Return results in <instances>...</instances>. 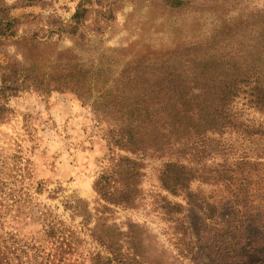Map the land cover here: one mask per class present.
<instances>
[{"label":"rangeland","instance_id":"obj_1","mask_svg":"<svg viewBox=\"0 0 264 264\" xmlns=\"http://www.w3.org/2000/svg\"><path fill=\"white\" fill-rule=\"evenodd\" d=\"M80 6L88 13L76 26L73 18ZM263 18L264 0H180L175 4L168 0H0V90L3 66L24 63L22 54L30 44L38 47V52L34 49L40 61L37 65L45 70H51L59 53L73 48L84 66L102 73L96 75L99 81L90 103L71 92L44 89L0 94V106L8 110L0 114V211L14 217L7 230L40 238L42 226L27 216H46L47 223L57 224L62 236L78 247L67 263L62 256V264H95L90 258L103 249L89 229L99 218L107 223L103 231L114 238L117 230L140 226L147 244L163 259L153 263L179 264L168 259L184 253V264H264V211L244 232L240 259L228 260L226 228L209 226L198 210L188 207L190 244L184 248L183 236L152 206L159 197H168L159 180L163 167L159 160L145 162L147 203L143 207L112 206L98 214L104 208L95 185L113 155L108 137L113 128L101 115L100 105L93 107L101 89L113 87L123 71L136 75L140 70L147 75L140 81L150 86L161 83L162 69L190 74L208 64L213 73L210 79L222 74L225 69L219 60L230 54L238 62L239 53H249L247 41L253 40L255 23ZM9 24L14 27L8 28ZM74 32L81 38L73 36ZM194 60H198L195 66ZM191 78L184 80L185 86H195ZM233 107L248 124L264 125V114L249 105L243 91ZM213 137L211 146L219 152L225 147L230 152L233 147V152L243 154V148L264 147L234 132ZM115 154L132 158L120 150ZM193 189L213 191L198 184ZM11 198L21 205L12 207ZM232 213L231 207H225L222 220ZM84 220L90 221L89 227Z\"/></svg>","mask_w":264,"mask_h":264},{"label":"trees","instance_id":"obj_2","mask_svg":"<svg viewBox=\"0 0 264 264\" xmlns=\"http://www.w3.org/2000/svg\"><path fill=\"white\" fill-rule=\"evenodd\" d=\"M168 2L175 4L180 0ZM87 13L88 10L80 6L73 23L80 25ZM12 27L14 25L9 24L8 28ZM255 29V37L247 41L249 53H239L238 62L230 54L219 60L225 71L211 79L212 67L208 64L198 70L194 68L190 74L173 68L162 69L163 79L155 86L140 81L147 78L140 70L136 75L123 71L113 87L101 89L102 95L93 107L100 105L101 115L113 128L108 136L113 155L95 185L104 208L102 212L98 210V214L110 211L112 206L124 210L143 207L147 203L143 193L145 162L159 160L163 162L159 180L168 197H159L152 206L183 236V247L188 248L190 244L186 209L191 207L203 215L209 226L226 228L227 243L225 240L222 243L229 246L227 258L240 259L244 232L255 224L257 214L264 211V147L261 144L264 143V125L248 124L234 113L233 107L243 91L249 105L264 114V18L255 23ZM72 35L81 38L77 32ZM34 49L38 52V47L30 44L22 54L23 62L29 66L18 62L3 66L0 94L15 95L21 89L34 88L71 92L90 103L89 97L99 81L96 75L102 73L84 66L73 48L59 53L51 70H45L37 65L40 61ZM195 61L198 60L192 61L194 66ZM189 78L195 86H185L184 80ZM198 81L208 83L200 85ZM6 111L5 106H0V114ZM233 132L261 146L254 150L243 148V154L233 152V147L230 152L226 147L219 152L211 146L213 136L224 138ZM115 150L124 151L132 158L116 156ZM107 174L110 175L107 177ZM197 184L213 191L194 190ZM11 203L12 207L21 205L15 198H11ZM227 206L233 213L223 221L222 213ZM1 213L0 264H62L78 253V247L62 236L57 224L47 223L46 216L38 217L33 213L27 216L31 222L42 226L41 237L30 238L7 230L5 226L11 225L14 217ZM101 220L99 218L89 229L93 241L103 249L93 254L92 262L161 264L153 263V260L163 259L156 256L150 243L147 244L140 226L128 225V231L117 230L119 234L114 238L103 231L107 223ZM84 224L89 227L90 221L84 220ZM183 255L171 256L168 260L184 264Z\"/></svg>","mask_w":264,"mask_h":264}]
</instances>
